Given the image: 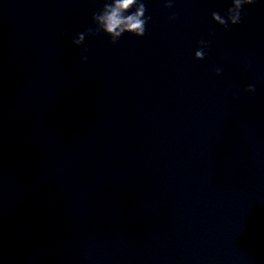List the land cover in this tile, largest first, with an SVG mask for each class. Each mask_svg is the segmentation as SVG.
Here are the masks:
<instances>
[{
  "label": "water",
  "instance_id": "obj_1",
  "mask_svg": "<svg viewBox=\"0 0 264 264\" xmlns=\"http://www.w3.org/2000/svg\"><path fill=\"white\" fill-rule=\"evenodd\" d=\"M142 2L0 0V264H264V0Z\"/></svg>",
  "mask_w": 264,
  "mask_h": 264
},
{
  "label": "clouds",
  "instance_id": "obj_2",
  "mask_svg": "<svg viewBox=\"0 0 264 264\" xmlns=\"http://www.w3.org/2000/svg\"><path fill=\"white\" fill-rule=\"evenodd\" d=\"M254 0H232V7L228 8L226 17L227 20L221 19V15L217 12L212 13V18L220 22L225 28L228 27L229 22L236 25L241 21V9L244 5H251ZM166 8H171V0L165 5ZM133 9H135L133 11ZM145 4L142 0H105L103 9L99 12L93 13L92 20L96 24V28H89L87 33H79L73 39V43L77 46L83 44L85 35H96L103 32L111 37V43L116 44L119 38L124 33H131L134 36L142 37L145 34V25L150 17H145ZM175 19V14L169 17ZM200 44L207 46L205 41H200ZM195 58L202 60L204 58L203 50L195 52ZM87 59V57H82ZM220 70L217 69V74ZM247 91L254 92V86H249Z\"/></svg>",
  "mask_w": 264,
  "mask_h": 264
}]
</instances>
